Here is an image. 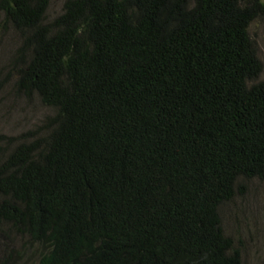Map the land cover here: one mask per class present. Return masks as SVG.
<instances>
[{
  "label": "trees",
  "instance_id": "16d2710c",
  "mask_svg": "<svg viewBox=\"0 0 264 264\" xmlns=\"http://www.w3.org/2000/svg\"><path fill=\"white\" fill-rule=\"evenodd\" d=\"M48 5L0 0L55 110L0 157V264H243L220 211L264 179V0Z\"/></svg>",
  "mask_w": 264,
  "mask_h": 264
},
{
  "label": "rangeland",
  "instance_id": "374dc122",
  "mask_svg": "<svg viewBox=\"0 0 264 264\" xmlns=\"http://www.w3.org/2000/svg\"><path fill=\"white\" fill-rule=\"evenodd\" d=\"M66 0H49L45 21L50 22L64 11ZM249 34L263 69L256 81L264 80V17L258 16ZM22 38L10 20L0 19V157L14 148L23 134L38 136L43 125L55 113L37 94L27 96L17 89L19 66L15 65ZM14 140V141H13ZM21 140V139H20ZM19 140V141H20ZM246 187L221 205L222 227L242 251L243 264H264V179L253 178ZM9 243V241H6ZM5 243L1 244L4 253ZM1 253V254H2Z\"/></svg>",
  "mask_w": 264,
  "mask_h": 264
}]
</instances>
